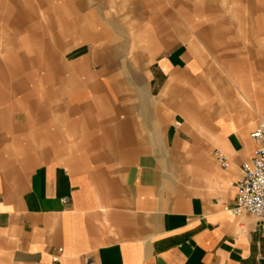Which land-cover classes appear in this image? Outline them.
<instances>
[{"label":"crops","instance_id":"1","mask_svg":"<svg viewBox=\"0 0 264 264\" xmlns=\"http://www.w3.org/2000/svg\"><path fill=\"white\" fill-rule=\"evenodd\" d=\"M181 37L142 34L132 70L118 51L77 50L19 117L0 151V264H264V224L232 212L264 84L209 78L203 36Z\"/></svg>","mask_w":264,"mask_h":264},{"label":"rangeland","instance_id":"2","mask_svg":"<svg viewBox=\"0 0 264 264\" xmlns=\"http://www.w3.org/2000/svg\"><path fill=\"white\" fill-rule=\"evenodd\" d=\"M146 33L203 36L209 78L236 69L264 84V0H0V151L19 135V117L45 103L51 84L61 88L77 50L84 59L96 48L118 51L127 70L141 68Z\"/></svg>","mask_w":264,"mask_h":264},{"label":"built area","instance_id":"3","mask_svg":"<svg viewBox=\"0 0 264 264\" xmlns=\"http://www.w3.org/2000/svg\"><path fill=\"white\" fill-rule=\"evenodd\" d=\"M250 137L256 146L251 158L242 164L232 212L235 215L252 214L264 224V121L251 131ZM214 156L221 167H229V158L224 151L216 149Z\"/></svg>","mask_w":264,"mask_h":264}]
</instances>
